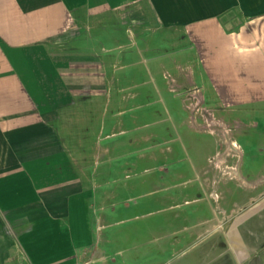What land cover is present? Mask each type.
<instances>
[{
	"label": "crops",
	"instance_id": "crops-1",
	"mask_svg": "<svg viewBox=\"0 0 264 264\" xmlns=\"http://www.w3.org/2000/svg\"><path fill=\"white\" fill-rule=\"evenodd\" d=\"M128 71L201 105H264V0H0V264H83L88 198L55 171L50 110Z\"/></svg>",
	"mask_w": 264,
	"mask_h": 264
},
{
	"label": "rangeland",
	"instance_id": "rangeland-1",
	"mask_svg": "<svg viewBox=\"0 0 264 264\" xmlns=\"http://www.w3.org/2000/svg\"><path fill=\"white\" fill-rule=\"evenodd\" d=\"M118 82L50 110L55 171L88 198L82 263L264 264V105H201L136 72Z\"/></svg>",
	"mask_w": 264,
	"mask_h": 264
},
{
	"label": "bare ground",
	"instance_id": "bare-ground-1",
	"mask_svg": "<svg viewBox=\"0 0 264 264\" xmlns=\"http://www.w3.org/2000/svg\"><path fill=\"white\" fill-rule=\"evenodd\" d=\"M227 148V147H226ZM229 149H232L231 147H228ZM231 171V170H230ZM229 171V172H230ZM226 239H227V242L229 244V246H231L232 248L235 247V241L232 240V238L230 237V235H227L226 236Z\"/></svg>",
	"mask_w": 264,
	"mask_h": 264
}]
</instances>
